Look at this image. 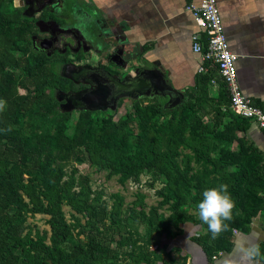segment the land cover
<instances>
[{
	"label": "trees",
	"instance_id": "16d2710c",
	"mask_svg": "<svg viewBox=\"0 0 264 264\" xmlns=\"http://www.w3.org/2000/svg\"><path fill=\"white\" fill-rule=\"evenodd\" d=\"M16 4L17 0H0V102L3 105L0 107V160H14L13 165L26 170H19L16 175L9 169L1 171V179L6 182H0V264H113L108 263L107 256H96L100 244L93 238L82 246L69 245L65 251L59 247L67 242L71 227L65 221L61 201L64 197L67 205L74 208L69 196L74 180L71 178L68 185L57 191L54 182L60 176L49 173L48 148L40 143L51 132L59 137L56 161L66 162L73 155L76 162L82 159L98 171L119 175L121 182L130 177L137 179L141 174L150 175L164 183L163 201L167 203L171 199L180 208L193 207L197 212L196 206L206 188L227 184L235 207L233 220L226 223L237 231L250 223L254 212L264 213V153L252 141L236 136L237 132H246L248 120L231 113L227 109L228 100L225 105L213 108L209 123L197 115L192 95L173 108L160 105L150 110L139 107L126 110L115 122L108 113L97 117L90 112H79L68 140L62 137L71 115L53 109L43 122L46 135L37 136L36 129L41 125L38 119L55 99L43 92L44 87L51 89L58 73L49 58L42 61L29 48L32 29ZM204 80L208 82L207 78ZM20 89L27 90V94H21ZM122 102L116 110L122 107ZM228 115L236 120H229ZM19 121L29 123V147L22 146L23 150L21 139L16 135L19 133L14 131ZM128 121L145 128V133L135 138L132 152L120 140L121 129L127 128ZM208 140L214 143L210 152L206 146H194ZM3 141L5 144H1ZM183 149L191 150L192 158L182 156ZM20 151L24 152L18 162ZM192 161L206 175L213 176L206 186L189 181ZM24 175L30 177L27 183L23 182ZM12 184L13 192L9 194ZM19 192L24 193L28 205H18L22 201ZM115 198L119 200L118 196ZM28 213L49 216V232H32L25 225L24 217ZM109 216L115 222L118 213L112 211ZM196 224L204 233L195 242L207 256L229 250L231 232L212 240L207 225L199 218ZM73 228L78 229V236L85 234V227L78 220ZM12 249H19L20 255L13 254ZM261 249L264 251L262 246Z\"/></svg>",
	"mask_w": 264,
	"mask_h": 264
},
{
	"label": "rangeland",
	"instance_id": "374dc122",
	"mask_svg": "<svg viewBox=\"0 0 264 264\" xmlns=\"http://www.w3.org/2000/svg\"><path fill=\"white\" fill-rule=\"evenodd\" d=\"M95 53L90 54L91 59L87 56L88 61L92 62V57ZM96 56V55H95ZM98 57V56H97ZM95 58V57H94ZM95 64V63H93ZM127 71H131L132 65H129ZM123 71L122 74H125ZM58 76H56L57 78ZM61 79V77H58ZM49 86L44 87L46 95L55 97ZM21 94L26 95L27 90L19 91ZM153 100L142 98L139 100H125L121 108L113 111L94 112L93 116L102 117V113H108L111 117V121H117L126 110H132L133 108H155L160 105H165L166 98L157 97ZM208 104L202 101L196 100L197 115L205 122L209 123L212 119L213 110L208 108ZM58 109V113L62 112L58 107L56 100H52V103L43 111L40 115L39 127L36 129L37 136H45L43 132L44 124L50 115L51 110ZM110 112V113H109ZM79 111L70 112L69 125L65 126V132L63 139H67L73 134L74 126L78 120ZM229 120H236L232 115H228ZM161 120V119H160ZM240 122V121H239ZM246 124L245 122H243ZM19 126L14 128L19 134L17 137L21 139V148L23 150L29 147V136L27 131L29 130L28 122L19 121ZM131 130L132 133L129 131ZM145 133L144 127H137L136 124L128 121L127 128L121 129L123 134L120 137L122 142H126L129 150L132 152L134 140L137 136ZM124 134H130L132 137ZM49 138H41L40 143L48 148V157L50 161L49 173L58 174L60 180L54 182V185L58 192L61 191L71 178L74 180L73 186L69 190V196L74 204V208H70L67 205L65 198L61 201V209L64 214L65 221L70 224V234L66 243L61 244L59 247L65 251L70 245H84L88 239L93 238L100 244V249L96 253V256H107L108 263L113 264H182L180 260H176L179 249H173L168 252V246L166 242H170L172 238H177L183 235V228L189 224L191 226H197L198 213L193 207H178L170 199L169 202L163 201V189L164 183L161 180H155L152 176L147 174H141L137 179L130 177L124 182H121L119 175H109L107 171H98L94 165H91L85 160L81 159V162H76L74 156L71 155L66 162L56 161L59 149V137L52 132L47 135ZM236 136L239 138H246L249 140L245 132H237ZM16 137V138H17ZM12 138V137H11ZM15 138V136H13ZM1 144H5L4 141ZM255 145V144H254ZM23 146V147H22ZM194 146H206L209 149L213 148L214 143L212 140L206 141L200 145L195 143ZM22 152L20 151L19 161L22 159ZM182 156L192 158V151L189 149L181 150ZM46 155V156H47ZM14 161V160H13ZM13 161L0 160V182H6L1 179V171L11 170L16 175L19 170H26L25 168H18L13 165ZM264 162V161H263ZM262 162V163H263ZM190 166L193 168V172L190 175L189 181L192 184L198 185L201 182V186H206L211 182L213 176H208L204 172V169L193 161ZM13 175V174H12ZM27 175L23 176V182L27 183L30 179ZM197 179V181L195 180ZM12 181V178L10 179ZM14 184L8 190V193L12 194ZM38 190V189H37ZM22 195V201L18 205H28V199L23 192H19ZM62 196V194H60ZM115 196L119 197L116 201ZM12 207V206H11ZM174 207H176L174 209ZM114 211L118 213L117 220L115 222L110 218V213ZM260 217L264 220V213L257 211L254 212L250 218V223L245 225L239 233L248 234L251 232V226L253 222H257ZM25 225L34 232L35 230L49 232V226L47 221L49 216L45 214H26ZM76 220L79 224L85 227V234L77 235L78 229H74ZM264 223V221H263ZM199 226V225H198ZM264 232V227L262 228ZM173 234L174 237L164 234L163 231ZM201 230V228H200ZM203 231H194L192 229L191 236L195 240L203 235ZM233 235H230V241L232 242ZM11 252L16 256L20 255L19 249H12ZM175 254V255H174ZM172 255L174 257H172ZM181 259V258H180ZM97 264H102L97 263Z\"/></svg>",
	"mask_w": 264,
	"mask_h": 264
},
{
	"label": "crops",
	"instance_id": "0c3cea01",
	"mask_svg": "<svg viewBox=\"0 0 264 264\" xmlns=\"http://www.w3.org/2000/svg\"><path fill=\"white\" fill-rule=\"evenodd\" d=\"M83 1L87 6L84 11L89 12L92 19L95 18L92 24L96 32L102 24L101 28L106 25L107 28L118 27L121 37L126 38V43L134 48L136 61L130 63L133 68L126 72L133 76L135 68L149 71L153 78L166 85V89L155 96L166 98V106L170 97L173 103L178 102L179 105L190 95L212 109L226 104L228 95L215 67L211 66L206 73L198 72L202 63L190 48V36L200 31L185 6L196 0ZM216 5L229 49L238 57L239 86L243 94L264 111V0H216ZM95 55L92 63L98 61V54ZM115 71L121 77L125 75H121L123 71L117 68ZM168 90H172V94ZM247 124L246 137L264 153V135L252 122ZM263 221L260 217L253 222L251 232L245 235L263 232ZM186 226L201 231L198 225H185L183 235L166 242L168 252L179 249L176 260L182 264H223L232 251L234 240L228 251L209 257L191 235L188 238ZM261 246L264 250V242Z\"/></svg>",
	"mask_w": 264,
	"mask_h": 264
},
{
	"label": "flooded vegetation",
	"instance_id": "af4514ba",
	"mask_svg": "<svg viewBox=\"0 0 264 264\" xmlns=\"http://www.w3.org/2000/svg\"><path fill=\"white\" fill-rule=\"evenodd\" d=\"M19 1H22V4ZM84 2L17 0L16 4L23 15H30L25 16L29 28L32 29L28 41L29 48L38 54L42 61L49 58V62L57 67L58 77L61 79H54L52 87L58 107L67 113L113 112L120 101L156 98V94L163 92L166 85L158 82L149 73L146 74L150 76L145 74L147 80L144 89L122 86L118 78H124L127 72L121 77L115 71L114 63L108 61V57L116 48L113 52H121L125 60L129 59L127 62H135L134 48L125 43L118 27L107 28L106 25L96 32L92 24L95 18L92 19L91 14L84 11L87 7ZM107 41L111 44L110 48H106ZM95 44H98L99 54L98 61L93 64L88 61L87 56L91 59L90 54ZM113 61L121 62L119 58ZM135 70L138 74L143 72L139 68ZM105 86L112 88L108 95L100 93ZM94 87L97 91L93 94ZM162 94L168 98L167 94ZM86 95L90 96L88 101L82 99V96Z\"/></svg>",
	"mask_w": 264,
	"mask_h": 264
},
{
	"label": "built area",
	"instance_id": "2783aa9c",
	"mask_svg": "<svg viewBox=\"0 0 264 264\" xmlns=\"http://www.w3.org/2000/svg\"><path fill=\"white\" fill-rule=\"evenodd\" d=\"M196 1L189 2L185 10L191 14L200 31L190 36L191 51L199 56L202 63L198 72L206 73L214 66L228 95L227 109L252 122L264 133V111L255 106L239 86L236 68L238 57L229 49L216 0Z\"/></svg>",
	"mask_w": 264,
	"mask_h": 264
},
{
	"label": "clouds",
	"instance_id": "9594fccd",
	"mask_svg": "<svg viewBox=\"0 0 264 264\" xmlns=\"http://www.w3.org/2000/svg\"><path fill=\"white\" fill-rule=\"evenodd\" d=\"M0 102V107H2ZM199 220L207 225L212 240L217 239L225 232L233 235V247L230 255L223 264H264V251L261 243L264 242V232L253 235H245L230 228L226 221L233 220L234 201L228 192V185L221 184L218 187L206 188L202 192V199L197 204ZM188 238L192 229L186 226Z\"/></svg>",
	"mask_w": 264,
	"mask_h": 264
},
{
	"label": "water",
	"instance_id": "95a60500",
	"mask_svg": "<svg viewBox=\"0 0 264 264\" xmlns=\"http://www.w3.org/2000/svg\"><path fill=\"white\" fill-rule=\"evenodd\" d=\"M19 3L20 4H22V1H19ZM24 16H28V17H30V15H26V14H24ZM98 23V22H97ZM101 28V27H100ZM102 29V28H101ZM124 41H125V43L127 42V40H126V38H124ZM108 42V41H107ZM110 48L111 47V44L108 42V43H106V48ZM113 51H116V48L113 50ZM112 51V53H110V55H109V57H108V61L109 62H112V63H114V65H115V67L118 69V70H120V71H127L129 68V65H131L129 62H127V60H129V59H127V60H125L124 58H123V56H122V53L121 52H113ZM92 53H95V54H99V47H98V44H95L94 45V48H92ZM116 58H119L120 60H121V62H115V61H113V59H116ZM146 73H150L149 71H143L141 74H138V72H137V70L134 72V74L133 75H137L136 77H134V76H132V74H130V72H128L127 74H126V76L124 77V78H122V79H120V78H118V80H119V82L122 84V86L123 87H128V88H134V89H144V87H146V75H148V74H146ZM155 73H157V72H155ZM143 74V75H142ZM146 74V75H145ZM93 89V94L97 91V89H96V87H94V88H92ZM111 87H109V86H105V89L103 90V91H101L100 93L101 94H103V93H105L106 95H108V93H110L111 92ZM103 92V93H102ZM168 93L170 94H172V90L170 91V90H168ZM171 96V95H170ZM90 96L89 95H86V96H82V99L83 100H89L90 98H89ZM170 99V103H168L167 104V108L169 107V108H173V107H175L176 105H178L177 103L178 102H176V103H173L172 102V98L170 97L169 98ZM89 109H91V110H96L97 108H89ZM115 110V109H114Z\"/></svg>",
	"mask_w": 264,
	"mask_h": 264
}]
</instances>
